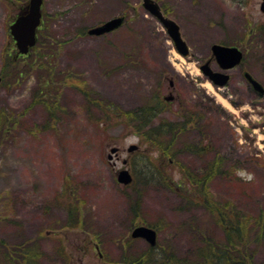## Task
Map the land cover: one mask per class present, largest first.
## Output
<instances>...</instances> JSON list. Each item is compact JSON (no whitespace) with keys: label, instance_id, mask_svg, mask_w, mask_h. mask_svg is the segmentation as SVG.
Wrapping results in <instances>:
<instances>
[{"label":"rangeland","instance_id":"rangeland-1","mask_svg":"<svg viewBox=\"0 0 264 264\" xmlns=\"http://www.w3.org/2000/svg\"><path fill=\"white\" fill-rule=\"evenodd\" d=\"M148 2L179 25L188 55L177 51L160 18L145 8ZM28 3L0 0V105L16 123L0 139V240L30 243L38 253L33 264H116L133 227L153 223L158 242L172 244L180 255L191 253L198 239L190 232L193 224L213 232L203 209H185L176 188L148 182L141 190V217L132 221V189L117 182L119 170L128 168L141 189L148 177L144 160L159 157L146 136L149 128L118 117L137 112L151 97L159 106L155 125L181 119L186 107L203 117L202 132L187 138L202 141L209 152L180 155L185 170L203 171L215 156H225L230 174L215 179L212 195L234 202L250 218L264 214V96L250 91L240 74L248 69L264 84L262 0H44L41 46L17 58L9 26ZM121 16L125 24L112 33L81 35ZM215 43L245 50L225 87L214 86L200 69L212 59V68L220 70L211 51ZM38 49L51 55L40 68L33 62ZM10 55L17 63L2 77ZM155 90L172 103L155 102ZM91 99L112 103L118 112ZM132 145L138 149L129 152ZM168 168L174 182L180 180L182 171ZM70 207L93 229L72 227ZM96 232L101 236L95 242ZM147 245L144 239L134 244L138 251ZM5 253L0 243V264H9ZM257 259L264 264L262 251Z\"/></svg>","mask_w":264,"mask_h":264},{"label":"trees","instance_id":"trees-1","mask_svg":"<svg viewBox=\"0 0 264 264\" xmlns=\"http://www.w3.org/2000/svg\"><path fill=\"white\" fill-rule=\"evenodd\" d=\"M43 31L42 25L38 33V44L34 51L41 46ZM258 32L264 34V27L260 28ZM252 33L254 34V31ZM86 34V31L81 32V35ZM255 38L256 35H252V39L255 40ZM35 54L37 56L34 57L33 62L38 63L39 68L46 65L43 63L50 62L49 56L51 55H44L40 50L39 53ZM13 57L11 55L6 57L7 59L2 68V77L7 76V69L11 70L16 65L17 61ZM18 74L20 77L23 76L22 72H18ZM48 84L49 80L44 79V85ZM160 95L158 90L154 91L153 100L159 104L164 103V99ZM89 102L93 105H96L95 102L99 103L100 106L103 105L98 100L93 101L91 99ZM103 107L118 112L117 107L112 103H107ZM158 108V105L153 106L151 97L137 112H128V117L123 113L118 115L121 119L128 118L127 121L136 128H149L151 132L146 130V136L153 148L159 153V157L152 162L144 160L145 172L148 177L143 179L144 183L140 187L141 189L137 188L138 181L124 187L125 190L127 188L132 189V196H130L129 201L130 215L133 214L132 221L141 217L143 205L141 190L143 191L142 188L148 182H152L154 185H161V187L176 188L182 197L185 209H203L211 219L213 232H209L208 228L210 226L205 229L194 222L195 224L191 226L190 232L192 236L198 238L196 239L197 245L191 253L188 252L185 255H180L172 244H161L160 242L155 247L147 245V249L138 251L134 246L136 240L128 238L127 241L120 243L122 251L116 264H259L258 253L259 251L264 253V214L260 211L259 214L254 215V218H250L245 209L243 210L232 201L223 200L220 197L216 198L211 193V186L215 179L230 174V170L228 171L226 168V157L222 155L215 156L213 160L207 163V167L203 171H194L191 168L185 170V166L178 162L180 155L187 152H194L198 156H205L209 152L207 146L201 143L202 141L196 143L189 141L187 138V134L194 131L202 132L204 120L200 111L196 108L186 107L180 113L181 119L163 120L160 125H155L153 121L159 113ZM54 114L52 110H49L51 119H53ZM108 114L110 113L108 112ZM11 118L10 111L0 105V139L15 127L16 123ZM160 161L165 166L159 167L158 162ZM172 163H175V165H172ZM166 166L167 168H165ZM168 166H175L182 171L180 180L174 182L172 169H169ZM234 179H240V177L235 174ZM68 209V221H72V227L79 226L83 230L91 227L88 226L86 220L82 223V220L75 217L74 208L70 207ZM131 223L132 228L133 222ZM69 225L67 224V226ZM147 225L155 228L159 233L156 224L148 223ZM90 229H93V227ZM217 232H219V235L216 234ZM96 236L98 238L101 235L96 232L95 242ZM0 243L5 245V259L9 264H33L38 259V253L28 242L16 246H7L1 239ZM99 245L100 242L96 244V248L101 250Z\"/></svg>","mask_w":264,"mask_h":264},{"label":"water","instance_id":"water-1","mask_svg":"<svg viewBox=\"0 0 264 264\" xmlns=\"http://www.w3.org/2000/svg\"><path fill=\"white\" fill-rule=\"evenodd\" d=\"M42 6L43 0H29L27 8L20 12L13 23L9 26L10 34L15 41L17 50L20 54H28L29 51L37 43V30L42 22ZM146 9L154 15L159 16V10L155 4L148 2L145 5ZM261 10L264 11V2L261 5ZM124 22V17H117L102 25L89 29V35H104L119 28ZM164 26L168 29L170 37L173 39L178 52L182 55L189 53L186 42L182 39L179 27L173 21L162 19ZM212 53L219 63L223 71L232 69L238 65L242 60V52L236 47L225 46L221 44H214L212 46ZM202 72L212 81L216 86H225L229 80L230 75L223 71L213 70L209 62L201 66ZM246 77L251 82L253 87L261 94L264 95V87L256 81L249 73ZM138 149V146L132 145L129 152ZM117 148H113L112 152H116ZM112 158V156H110ZM126 164V161H124ZM117 181L128 185L133 181V176L128 169L121 170L117 175ZM132 238H143L151 246L157 244V231L151 227L140 225L135 227L131 232Z\"/></svg>","mask_w":264,"mask_h":264},{"label":"flooded vegetation","instance_id":"flooded-vegetation-1","mask_svg":"<svg viewBox=\"0 0 264 264\" xmlns=\"http://www.w3.org/2000/svg\"><path fill=\"white\" fill-rule=\"evenodd\" d=\"M231 46H238V45H231ZM238 47H239V46H238ZM239 48H240V47H239ZM240 49H241V48H240ZM241 50H242V49H241ZM242 52H243V56H244V57H243V60H242V63H243V62H244V58H245V50H242ZM209 61L211 62L212 59H210ZM242 63H241V64H242ZM241 64H240V65H241ZM234 69H235V68H234ZM234 69H233V70H234ZM246 72H250V71H249L248 69H245V68H243V70L240 71V74L242 75L243 78H245V73H246ZM250 73H251V72H250ZM251 74H252V73H251ZM252 75H253V74H252ZM230 76H231V74H230ZM231 78H232V76H231ZM245 80H246V78H245ZM246 82H247V80H246ZM247 83H248V82H247ZM249 87H250V91H253L255 94H258V93H257V92L251 87L250 84H249ZM166 101H167V103H168V102H171L172 100H169V101L166 100Z\"/></svg>","mask_w":264,"mask_h":264}]
</instances>
